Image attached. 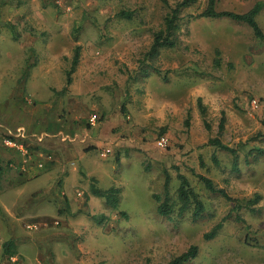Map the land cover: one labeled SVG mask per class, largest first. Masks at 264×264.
Returning a JSON list of instances; mask_svg holds the SVG:
<instances>
[{"label":"rangeland","instance_id":"374dc122","mask_svg":"<svg viewBox=\"0 0 264 264\" xmlns=\"http://www.w3.org/2000/svg\"><path fill=\"white\" fill-rule=\"evenodd\" d=\"M182 1L0 0V264H168L193 246L188 264H264V43L246 24L195 18L209 2L196 0L181 11L180 45L148 56ZM257 4L264 31V0H218L217 9ZM97 129L121 143L108 157L88 141ZM23 133L24 152L7 148ZM216 137L237 150L238 171L231 153L208 145ZM179 175L201 196L199 220L181 211ZM198 175L233 200L258 195L255 211L238 220L234 201ZM167 176L174 212L163 217L154 196L165 200ZM95 182L120 189L117 209L92 195ZM10 240L14 257L4 253Z\"/></svg>","mask_w":264,"mask_h":264},{"label":"trees","instance_id":"16d2710c","mask_svg":"<svg viewBox=\"0 0 264 264\" xmlns=\"http://www.w3.org/2000/svg\"><path fill=\"white\" fill-rule=\"evenodd\" d=\"M195 2L196 0H183L182 2L178 3L175 7H170V11L168 12L165 18V21H164V28L154 33L153 43L151 45L148 56H157L161 50L175 49L176 47L180 45L181 40L179 38V30H180L179 23L181 21V18H180L181 11L185 8L190 7ZM164 3L168 5L166 2ZM217 5H218V0H209L206 10L195 18L229 19L237 23L246 24L253 31L255 38L259 39L262 43H264V31L257 20L262 10V4L255 5V7L251 9L249 12L243 13V14L235 13L231 11H219L217 9ZM133 15L134 14L132 12L121 11L117 17L130 20ZM216 54H217V57L219 58L221 53L217 51ZM218 58H217L216 64L220 66V59ZM80 59H81V47L78 46L75 49V53L72 59L71 70L68 71L69 84L71 83L72 74L75 72L76 67L80 63ZM199 108L201 110L203 117L205 118L206 108L203 105L201 99H199ZM186 123L188 124V120ZM205 123H206L207 128H210L209 124L207 122ZM225 124H226V119L222 118L220 125H219L220 133L224 131ZM208 145L215 147L217 150L231 153L234 158L233 171H238L239 155L237 153V150L230 148L229 146L224 144L220 140L219 137L211 138ZM213 159L215 163H218L216 155H214ZM198 178L200 182L205 185L206 189L209 192L213 194H220L221 196L225 197L227 200L234 201L235 206L232 212L237 213L238 220H241L239 213L242 209H247L251 212H254L255 205H257L260 201V197L258 195H256L252 199L233 200L224 189L217 188L213 180H211L210 178L203 176V175H198ZM179 181H180V187L178 190V199L181 204V211L186 212L190 208H193L194 209L193 218L194 220H199L200 218H202L203 214L205 213V205L201 199V196L193 189L187 177L183 175H179ZM164 191L166 194V198L164 201L158 195H155L154 199L159 204L158 210H157L159 215L163 217H170L174 212V205L170 203V196H169L170 178L169 176L166 177ZM91 193L94 197L104 199L105 202L113 209H117L119 207L120 195H121V191L119 188L112 187L110 189L103 190L100 187H98L97 183L95 182L92 185ZM102 217L103 216H101V218L95 217V219H97L99 223H101ZM221 226L222 225L216 226L209 234L205 236L206 239L211 240L215 238L218 235V232L221 229ZM4 253L6 255H10L11 257H14L15 255H17V247L13 240L7 241L4 244ZM197 256H198V247L193 246L188 252L174 258L168 264H188L194 259H196Z\"/></svg>","mask_w":264,"mask_h":264},{"label":"crops","instance_id":"0c3cea01","mask_svg":"<svg viewBox=\"0 0 264 264\" xmlns=\"http://www.w3.org/2000/svg\"><path fill=\"white\" fill-rule=\"evenodd\" d=\"M74 120V118H72ZM96 129V128H95ZM98 130V129H97ZM101 131L98 130L97 134H96V137L94 136L95 134H92V135H89V142H92L91 146H94L96 148L95 151H102L101 153V156L102 157H108L109 156V153H111L113 150H116V149H119L118 146H121V143H118L117 140H118V137L116 135L114 136H111V135H103L102 137L99 135ZM117 143V144H116ZM96 144V145H95ZM69 147V146H66V148ZM99 147L100 150H98L97 148ZM80 149V148H78ZM77 149V152H78V155L75 156L76 158H84V157H87V154H85L84 152H82V150L78 151ZM109 152L108 154H106V152ZM20 153V152H19ZM75 160V159H74ZM46 164H39L38 167L39 168H45ZM30 169V168H29ZM98 175V173L96 174ZM101 176V177H100ZM100 176H97V177H100L101 179L103 178L102 174H100ZM98 179V178H97ZM99 180V179H98ZM100 181V180H99ZM101 188V187H100ZM112 188V187H111ZM117 188V187H116ZM110 189V188H109ZM107 190V189H106Z\"/></svg>","mask_w":264,"mask_h":264},{"label":"built area","instance_id":"2783aa9c","mask_svg":"<svg viewBox=\"0 0 264 264\" xmlns=\"http://www.w3.org/2000/svg\"><path fill=\"white\" fill-rule=\"evenodd\" d=\"M252 105H253V108H258V106H259V104H258V101L257 100H254L253 102H252ZM96 122H97V119L95 118V117H92L91 118V124L92 125H95L96 124ZM19 135V136H18ZM18 135H16V136H10L9 137V140H6L5 141V144H6V146H7V148L9 147L10 149H18V150H20V151H25L24 150V147L21 145H19L18 143H17V141H18V139L19 140H21L20 138H24V139H26V136H25V134L23 133L22 135L21 134H18ZM18 136V137H17ZM158 146L159 147H161V148H166L167 146H168V139L166 138V137H163V138H161L160 140H159V142H158ZM109 152L107 151L106 152V154H108Z\"/></svg>","mask_w":264,"mask_h":264}]
</instances>
